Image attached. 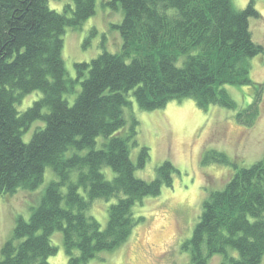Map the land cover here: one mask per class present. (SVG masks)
<instances>
[{"label":"trees","instance_id":"obj_1","mask_svg":"<svg viewBox=\"0 0 264 264\" xmlns=\"http://www.w3.org/2000/svg\"><path fill=\"white\" fill-rule=\"evenodd\" d=\"M51 1L61 0H0V195L37 190L47 168L58 178L30 220H17L0 264H50L58 253L52 243L56 233L62 234L68 264H87L127 244L146 220L136 216V206L173 187L177 172L165 161L154 180L136 176L150 153L143 147L137 163L131 158L139 128L135 117H127L131 94L141 111L185 99L202 110L235 111L238 106L223 86L253 84L250 61L264 54L251 31V20L262 19L255 0L243 10L232 0H111L125 14L116 26L122 52L104 51L76 63L72 78L63 37L96 14L97 0H72L63 13L51 9ZM79 85L70 105L65 95ZM262 91L257 84L254 103L237 114L240 124L255 123ZM35 92L42 98L20 114L17 105ZM39 122L44 127L25 143L23 135ZM210 161L237 171L204 202L182 250L191 264H209L213 257H221L220 264H262L264 159L241 169L223 153H207L203 163ZM114 199L102 229L90 215L92 205Z\"/></svg>","mask_w":264,"mask_h":264},{"label":"rangeland","instance_id":"obj_2","mask_svg":"<svg viewBox=\"0 0 264 264\" xmlns=\"http://www.w3.org/2000/svg\"><path fill=\"white\" fill-rule=\"evenodd\" d=\"M251 0H232L236 9H245ZM256 9L262 19L251 20V31L256 43L264 48V0H255ZM72 0L51 1V9L63 13ZM125 14L120 4L111 0H97L96 14L77 29H67L63 40V59L69 77H76L75 64L90 62L104 51L122 52L123 39L116 26L121 25ZM251 85H225V89L236 102L238 109L230 110L211 106L200 109L191 99L172 101L165 108L141 111L131 94L132 109L127 110L128 120L135 117L139 122L137 143L132 148L131 158L137 163L143 147L149 149L150 159L136 176L145 181L156 177L157 168L170 161L177 172L171 188H164L158 197L146 198L135 208L136 216L146 220L138 225L128 243L111 253H101L87 264H191L189 253L182 244L191 239L202 213L204 202L216 191L223 190L237 169L210 161L204 164L207 153H223L238 169L248 168L264 159V54L250 61ZM257 84L263 90L259 102V116L251 127L237 120L239 111L252 105L257 96ZM81 91L65 95L73 105ZM42 98L35 92L17 105L20 114ZM43 122L34 123L23 135L29 143ZM70 155V154H68ZM111 178L114 173L105 168ZM52 168H47L44 181L34 191L19 189L16 193L0 195V257L3 245L11 239L17 220L29 221L39 206L47 187L57 181ZM64 188L63 192L66 193ZM39 198V199H38ZM98 200L92 205L90 215L105 229L108 209L115 203ZM58 253L49 259L50 264H68L61 233L52 237ZM221 257H213L209 264H220ZM264 264V260L262 262Z\"/></svg>","mask_w":264,"mask_h":264}]
</instances>
